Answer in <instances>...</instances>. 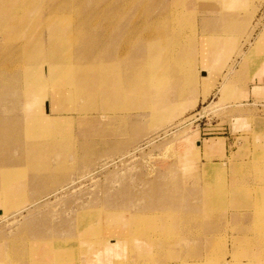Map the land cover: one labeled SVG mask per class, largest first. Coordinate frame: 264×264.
<instances>
[{"label": "rangeland", "instance_id": "rangeland-1", "mask_svg": "<svg viewBox=\"0 0 264 264\" xmlns=\"http://www.w3.org/2000/svg\"><path fill=\"white\" fill-rule=\"evenodd\" d=\"M44 1L34 0V10H23L13 17L30 19V53L35 54L30 59L35 62L32 65L40 61L34 48L43 19H95L74 17L73 6L67 12L68 17H44ZM102 1L94 2L91 10L105 9L100 6ZM112 1H116V7L111 13L117 14V0ZM133 1L130 16L145 18V5L153 0H141L135 5ZM258 1L252 0L249 10L241 12L253 17H243L246 27L236 33L242 37L237 53L224 62L219 60L222 71L215 77L210 71L208 80L206 71L197 66V84L182 95L169 88L166 77H157L168 69V65L160 63L157 53L150 70L155 77L148 74L140 81V87L152 88V93L148 99L137 97L134 105L125 110L124 121L110 125L99 121L91 124L92 127L80 123L74 114L76 110L85 113L93 108L95 113V105L99 109L107 106L110 101L106 91L89 99L78 96V85L56 91L54 86L46 85L48 94L43 112L52 117L71 113L66 114L72 122L71 128L64 127L65 120L60 121L62 128L55 127L57 135L70 138L59 139L64 148L56 147L52 141L50 148L38 149L51 152V157H45L42 163L39 153L30 154L34 158L22 165L0 160L2 252L11 249L14 262L30 264L42 253H27L28 260L23 261L27 246L70 243V248L86 247L79 250V264H115L117 256L123 260L117 264H137L141 252L143 264H176L179 254L192 264H215L221 260L224 264L228 261L229 264H264V225L255 220L264 217V53L259 54L262 57L259 65L238 73L252 45L250 42L264 32V1L257 11L256 6L261 2ZM189 5L184 8H192L198 14L188 20L196 24L198 21L199 36L205 31H223L225 18L221 12L203 15L192 3ZM152 13L147 16L149 21L158 17L156 7ZM19 40L27 42V36ZM76 40L79 42L76 48H80L85 39L76 34ZM63 42L44 48L47 65L59 60L58 51L74 54L76 48L66 47ZM38 71L45 75L44 69ZM102 85L110 86L111 81ZM208 94L204 102H198L199 97ZM180 95L182 100H175ZM208 142L215 146L207 150ZM9 171H16L17 175L8 176ZM159 212L180 218L181 226L175 224L153 232L151 241L139 229H129L117 222L107 228L102 221V216L108 213ZM81 216L91 220L83 225L88 232L81 233L79 229ZM193 216L199 218L194 226L192 218L187 219ZM105 242L111 251L104 255L101 247ZM2 252L0 264H10ZM187 255L190 258L185 259ZM43 262L54 264L56 258L45 256Z\"/></svg>", "mask_w": 264, "mask_h": 264}, {"label": "bare ground", "instance_id": "bare-ground-1", "mask_svg": "<svg viewBox=\"0 0 264 264\" xmlns=\"http://www.w3.org/2000/svg\"><path fill=\"white\" fill-rule=\"evenodd\" d=\"M33 1L28 0V3L27 0H0V160H6V164L11 163L12 165L30 163V160L34 158L30 154L37 153L43 160L40 163L44 162L45 157H51V152L43 153L38 149L50 148L52 141L55 142L56 147H66L59 139L70 137L57 135L55 127L62 128L64 125L61 126L60 121L65 120L63 121L66 122L64 127L71 128L72 122L70 123V117L67 116L69 113L52 117L46 111L43 112L49 85L54 86L55 91L66 86L78 85L80 86L77 91L78 96L89 99H93L94 96L98 97L103 90L106 91L110 101L107 106L99 109V106L95 105V113L93 108L91 112L85 113L76 110L74 114L77 115L76 119L80 123L91 125L104 121V124L110 125L114 121H124L125 110L134 105L137 97L142 96L148 99L152 93V88L140 87V81L150 74L151 65L156 62L157 53L160 54H158L160 63L168 65L167 71L160 73L157 77H166L169 88L182 95L197 84V66L206 71L205 79L207 80L211 77L210 71L214 72V77L222 71L218 61H226L234 52L237 53L241 45L242 37L236 33L240 28L242 30L246 27L242 21L243 17H253L241 13L246 8L249 10L252 0H153L151 4L145 5L146 17L143 19L130 16L131 0H117V14L111 13V10L116 7V1L112 0L100 2V6L105 9L97 11H92L91 8L94 2L100 0H45L43 2L45 10L42 13L44 17H68L67 12L73 6L74 11L70 10L74 17L95 19H43L40 37L34 48L36 58L39 57L40 61L37 65H32L35 62H30V59H33L35 54L30 53V19L13 17H18V13L23 10H34ZM263 1H258L260 6H256L257 11ZM140 2L141 0H134L133 5ZM190 3L203 12V15L205 12V15L221 12L222 17L225 18L223 31L216 33L205 31L199 36L198 21L196 24L188 20V17H198L197 11L194 12L191 8L193 12H190L191 9L187 7ZM185 5H187L186 8H184ZM84 6L86 8H83ZM155 7L157 11L155 14H158V17H152L149 21L150 17L147 16L153 14ZM5 17H11V19ZM101 17L108 18L101 19ZM76 34H80V37L85 39L80 43V48H76L79 45ZM22 36H27V42H20L19 39ZM60 41H64L63 45L66 47L76 48V51L74 54L70 51H58L56 55L59 60L47 65V56H45L47 52L44 48L48 44ZM250 45L249 52L242 60L238 73L242 74L244 69L255 68V65L261 63L260 55L264 53V32H260L254 42H250ZM38 69H44L45 75L40 74ZM77 73L81 77L76 76ZM94 73L97 75L93 76ZM150 75L155 77L152 73ZM122 79L128 81V84H125ZM107 80L111 81V85H102ZM257 91L256 95H258ZM181 95L175 100H182ZM186 100L189 101L190 98ZM55 109L61 111L60 108ZM214 146L213 142L205 144L207 150ZM47 172L50 174L51 171L47 170ZM10 175L16 176L17 172L9 171L8 176ZM189 218H192L193 226L199 220L194 216L187 217ZM88 219L87 216L79 218L81 233L88 232V228L83 226ZM255 220L264 225L263 215ZM102 221L106 226L108 225L107 228L112 222H117L128 226L129 229H139L148 241L153 239V232L158 233V230L175 224L181 226L180 218L162 212L145 215L108 213L102 216ZM92 234L88 233V235ZM66 244L68 246L53 243L29 245L26 254L22 255V260H28L27 253L40 252L42 254L38 260L30 264H45L43 262L45 256L51 255L56 258L54 264H79V250H84L85 245L70 248V243ZM110 248L107 242L102 243V254H109ZM0 250L2 252V249ZM2 254L5 260L10 261V264H18L14 262L12 256L15 255L11 249ZM143 255L144 253L141 252L140 256H137L139 259L137 264H143L140 259ZM117 258L115 264L123 262L120 256ZM188 258H190L189 255L185 257V259ZM211 260L215 262L212 257ZM88 261L90 262L86 260ZM229 263V261L226 262V264ZM176 264L192 263L185 261L179 254ZM215 264H224V262L221 260Z\"/></svg>", "mask_w": 264, "mask_h": 264}, {"label": "crops", "instance_id": "crops-1", "mask_svg": "<svg viewBox=\"0 0 264 264\" xmlns=\"http://www.w3.org/2000/svg\"><path fill=\"white\" fill-rule=\"evenodd\" d=\"M209 94H210V93H209ZM209 94L206 95V99H207V97H209ZM204 99H205V98H204V95H203V96H202V99H200V97H199L198 102H199V100L204 102V101L206 100V99H205V100H204Z\"/></svg>", "mask_w": 264, "mask_h": 264}]
</instances>
